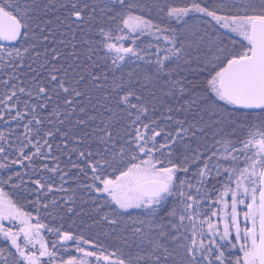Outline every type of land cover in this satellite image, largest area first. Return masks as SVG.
<instances>
[{
	"label": "snow or ice",
	"instance_id": "snow-or-ice-1",
	"mask_svg": "<svg viewBox=\"0 0 264 264\" xmlns=\"http://www.w3.org/2000/svg\"><path fill=\"white\" fill-rule=\"evenodd\" d=\"M0 125V264H264V0H0Z\"/></svg>",
	"mask_w": 264,
	"mask_h": 264
},
{
	"label": "trees",
	"instance_id": "trees-1",
	"mask_svg": "<svg viewBox=\"0 0 264 264\" xmlns=\"http://www.w3.org/2000/svg\"><path fill=\"white\" fill-rule=\"evenodd\" d=\"M172 2L177 4V5H183L184 3L187 2V0H172ZM0 127H2V125H0ZM5 191L9 192L10 197L13 200L17 201L18 204L20 206H22L24 211L33 212V214L35 215L34 209L31 207V205L26 203L23 200L18 199L17 196H16V193L13 191V189H11L10 186H5ZM33 198L34 197H29V199H33ZM6 226H8V225H6ZM0 243H2V241H0ZM73 254H75V253H73Z\"/></svg>",
	"mask_w": 264,
	"mask_h": 264
},
{
	"label": "rangeland",
	"instance_id": "rangeland-1",
	"mask_svg": "<svg viewBox=\"0 0 264 264\" xmlns=\"http://www.w3.org/2000/svg\"><path fill=\"white\" fill-rule=\"evenodd\" d=\"M3 223L5 224V226H6V225L11 226V225L9 224L8 221H4ZM13 223H14V222H13Z\"/></svg>",
	"mask_w": 264,
	"mask_h": 264
}]
</instances>
